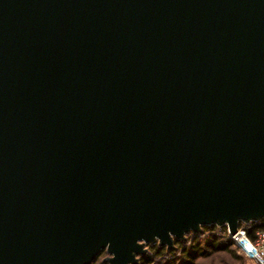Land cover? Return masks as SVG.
<instances>
[{
  "label": "water",
  "instance_id": "water-1",
  "mask_svg": "<svg viewBox=\"0 0 264 264\" xmlns=\"http://www.w3.org/2000/svg\"><path fill=\"white\" fill-rule=\"evenodd\" d=\"M262 219L264 0H0V264Z\"/></svg>",
  "mask_w": 264,
  "mask_h": 264
},
{
  "label": "trees",
  "instance_id": "trees-1",
  "mask_svg": "<svg viewBox=\"0 0 264 264\" xmlns=\"http://www.w3.org/2000/svg\"><path fill=\"white\" fill-rule=\"evenodd\" d=\"M239 225H243L240 223ZM246 235L253 240L255 234L264 232V219L250 222L244 225ZM190 239L187 245L182 242L174 241L175 249L178 251V256L175 261H180L179 264H195L200 257L210 256L217 252L230 253V247L233 245L228 237L225 226H205L202 227V233L199 235L189 234ZM175 256L173 250L166 251L164 247L158 245H150L147 253L140 257L137 264H154L155 260L162 257Z\"/></svg>",
  "mask_w": 264,
  "mask_h": 264
},
{
  "label": "rangeland",
  "instance_id": "rangeland-1",
  "mask_svg": "<svg viewBox=\"0 0 264 264\" xmlns=\"http://www.w3.org/2000/svg\"><path fill=\"white\" fill-rule=\"evenodd\" d=\"M190 234H193V233H190ZM193 235H199V234H193ZM188 236L189 234L185 236V240L182 242L183 245H187L190 239ZM155 245H158V244L155 243ZM149 246L150 245H147L146 248L149 249ZM174 247H175V244H174ZM229 250H230V253L222 251V252L214 253L210 256L200 257L199 259L196 260L195 264H254V262L245 258L242 255V253L236 248V246L232 245ZM173 251L175 253V256H171V257L166 256V257L159 258L155 260L154 264H179L180 263L179 260L175 261L177 256L179 255L178 251L176 249H174ZM106 257H108V255L105 252H103L102 254L98 256V258L92 264H104L102 263V261Z\"/></svg>",
  "mask_w": 264,
  "mask_h": 264
},
{
  "label": "built area",
  "instance_id": "built-area-1",
  "mask_svg": "<svg viewBox=\"0 0 264 264\" xmlns=\"http://www.w3.org/2000/svg\"><path fill=\"white\" fill-rule=\"evenodd\" d=\"M239 225L235 235L227 234L234 246L242 253V255L254 262V264H264V232L255 234L253 240L246 235L245 227Z\"/></svg>",
  "mask_w": 264,
  "mask_h": 264
},
{
  "label": "flooded vegetation",
  "instance_id": "flooded-vegetation-1",
  "mask_svg": "<svg viewBox=\"0 0 264 264\" xmlns=\"http://www.w3.org/2000/svg\"><path fill=\"white\" fill-rule=\"evenodd\" d=\"M102 253H103V252H102ZM102 253H101V254H102Z\"/></svg>",
  "mask_w": 264,
  "mask_h": 264
}]
</instances>
